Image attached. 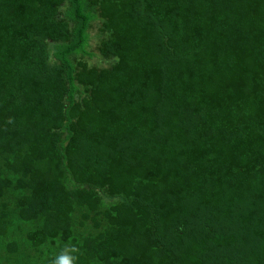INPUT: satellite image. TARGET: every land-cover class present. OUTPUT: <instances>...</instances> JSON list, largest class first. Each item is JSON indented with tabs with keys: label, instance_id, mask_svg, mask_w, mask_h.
I'll return each instance as SVG.
<instances>
[{
	"label": "trees",
	"instance_id": "obj_1",
	"mask_svg": "<svg viewBox=\"0 0 264 264\" xmlns=\"http://www.w3.org/2000/svg\"><path fill=\"white\" fill-rule=\"evenodd\" d=\"M60 255L264 264V0H0V264Z\"/></svg>",
	"mask_w": 264,
	"mask_h": 264
},
{
	"label": "rangeland",
	"instance_id": "obj_2",
	"mask_svg": "<svg viewBox=\"0 0 264 264\" xmlns=\"http://www.w3.org/2000/svg\"><path fill=\"white\" fill-rule=\"evenodd\" d=\"M96 28H97V25H94V27L90 30L91 35H90V40L88 43L90 45V48H93L95 46V42H96V36H95L96 31H95V29ZM49 49L51 50V46H49ZM89 62H90V64L97 65V66H103L106 64V62L104 60L101 61V59L98 58L97 56H92L89 59Z\"/></svg>",
	"mask_w": 264,
	"mask_h": 264
},
{
	"label": "clouds",
	"instance_id": "obj_3",
	"mask_svg": "<svg viewBox=\"0 0 264 264\" xmlns=\"http://www.w3.org/2000/svg\"><path fill=\"white\" fill-rule=\"evenodd\" d=\"M74 258L66 255H60L56 258V264H72Z\"/></svg>",
	"mask_w": 264,
	"mask_h": 264
}]
</instances>
